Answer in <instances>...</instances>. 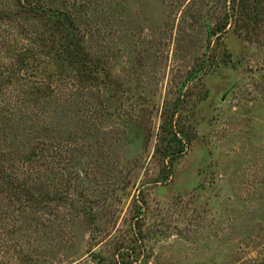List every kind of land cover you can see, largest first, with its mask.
<instances>
[{"label": "rangeland", "instance_id": "374dc122", "mask_svg": "<svg viewBox=\"0 0 264 264\" xmlns=\"http://www.w3.org/2000/svg\"><path fill=\"white\" fill-rule=\"evenodd\" d=\"M55 3L93 72L57 51L8 94L56 96L30 138L2 131L0 163L45 139L51 155L47 208L24 217L0 193V264H264V0ZM14 23L0 45L32 48Z\"/></svg>", "mask_w": 264, "mask_h": 264}, {"label": "trees", "instance_id": "16d2710c", "mask_svg": "<svg viewBox=\"0 0 264 264\" xmlns=\"http://www.w3.org/2000/svg\"><path fill=\"white\" fill-rule=\"evenodd\" d=\"M21 21L37 24L38 27L35 31L29 29V32ZM10 22H15L17 28L21 26L23 32L33 41L32 48L27 45L16 50H12L5 44L0 45V143L2 142V131L21 130V133L29 134L30 138L34 133L25 128L26 117H29L32 123L33 120L38 121L37 119L43 118V123H45V114L48 113L47 105L52 104L49 98L56 96L54 91L49 93L46 89H38L40 86L35 85L30 90L23 89L22 94L16 98L18 100L13 103L8 96L10 92L18 90V87L23 88L27 81L24 80V77L31 79L39 72V67L42 68L40 66L42 57L58 56L57 51H59L62 53L60 56L62 55L63 58L67 56L65 59L72 62V65L77 63L79 66L87 67V72H93L91 69L93 60L85 46L86 33L81 26L79 16L70 8L56 5L55 0H0V31L5 32L3 30ZM47 26L48 28H46ZM40 27L41 30H39ZM13 35H15L13 30L12 32L7 31L6 41L0 43L11 41ZM56 44L57 49L55 48ZM5 83L14 89H7L8 86L3 85ZM58 109L59 107L54 110V113ZM78 144L70 142L68 147L72 145L77 147ZM50 147L49 140L46 142L45 139V142L41 143L39 151H37V147H34L31 156H26L27 149H25V153L19 150L14 152L13 158H9L8 161L2 160L0 163V193L10 194V203L24 217L36 208L40 209L38 206L48 207L49 194L41 192L43 188L46 189V180L42 181V178L45 177L38 166L40 163L44 166L48 162L51 155ZM57 148L58 146L55 147V149ZM183 148L184 146L181 144L170 154L181 153ZM1 153L2 158L11 156V153L4 155L2 149ZM52 201L59 207L63 205L61 199Z\"/></svg>", "mask_w": 264, "mask_h": 264}]
</instances>
